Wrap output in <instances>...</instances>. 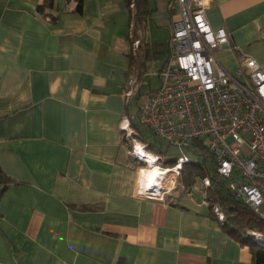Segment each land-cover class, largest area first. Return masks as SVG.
Listing matches in <instances>:
<instances>
[{"label":"crops","instance_id":"1","mask_svg":"<svg viewBox=\"0 0 264 264\" xmlns=\"http://www.w3.org/2000/svg\"><path fill=\"white\" fill-rule=\"evenodd\" d=\"M42 1L0 0V169L19 182L0 193V264H255L205 203L137 195L124 0H81L80 13L55 0L53 23ZM147 1L146 35L169 39L175 0ZM206 18L228 34L229 71L245 56L264 71V0H212Z\"/></svg>","mask_w":264,"mask_h":264},{"label":"built area","instance_id":"2","mask_svg":"<svg viewBox=\"0 0 264 264\" xmlns=\"http://www.w3.org/2000/svg\"><path fill=\"white\" fill-rule=\"evenodd\" d=\"M211 1H174L176 19L168 56L157 71L159 85L140 97L136 116L154 137L180 154L169 168L160 166L162 158L155 155L161 169L174 172L169 177L172 190L181 166L192 159L185 152L201 141L214 156L217 171L228 178L234 196L264 222V71L247 56L233 71L222 64L219 54L228 34L209 25L206 10ZM131 141L132 156L148 166L135 150V139ZM139 144L147 155V144ZM1 188L0 184V193ZM137 195L160 198L157 191L144 192L139 186ZM214 211L222 221L216 207ZM251 235L264 246L260 234Z\"/></svg>","mask_w":264,"mask_h":264},{"label":"trees","instance_id":"3","mask_svg":"<svg viewBox=\"0 0 264 264\" xmlns=\"http://www.w3.org/2000/svg\"><path fill=\"white\" fill-rule=\"evenodd\" d=\"M65 1L67 3L74 2V11L81 12V0ZM124 2L129 13V42L131 44L129 65L126 70V83L128 89L130 87L129 82L132 81L135 89V102L137 103L143 94L142 89L147 86L143 79L147 71L146 64L148 62L162 64L168 56L169 39L149 40L147 38L146 22L151 13L147 0H124ZM36 12L45 17L50 23L55 22L57 18L55 0H43L37 5ZM134 42L138 43L135 48H132ZM131 125L137 128L133 121H131ZM131 136L138 142L146 143L147 148L156 150L160 154H164L168 150L169 145L167 143H165L164 148L154 147L145 142V138L139 132L131 134L130 138ZM147 152L158 155L154 152ZM188 154L192 159L189 163L183 164L179 170V177L176 180V196L173 197L171 203L178 205V199L191 196L193 189L196 185H199L202 199L207 208V215L210 219L215 221L224 233L241 245L248 247L255 264H264V246L257 244L254 241V235H251L252 233L260 234L264 240V222L246 204L234 196L229 188L228 178L217 171L214 156L201 141H194ZM175 162L176 158L163 160L164 167L168 168L172 167ZM204 180L208 181V185L204 184ZM0 184L2 185V192L5 188L19 184V182L6 176L0 169ZM215 207L222 215V221L218 219L214 211Z\"/></svg>","mask_w":264,"mask_h":264},{"label":"rangeland","instance_id":"4","mask_svg":"<svg viewBox=\"0 0 264 264\" xmlns=\"http://www.w3.org/2000/svg\"><path fill=\"white\" fill-rule=\"evenodd\" d=\"M152 35V34H151ZM147 37L148 39H151L149 34H147ZM154 37V36H153ZM157 69H158V64L157 63H149L147 65V72L145 74V83L147 84V86H145L143 89H142V93H145V91L147 89H155L158 87L159 85V78L157 76ZM130 87L133 86L132 83L130 82L129 83ZM134 87V86H133ZM140 101L137 103V106L139 105ZM130 108H134L133 105L131 104L130 105ZM136 119L134 120L135 121V124H136V127H137V131L139 133H141L143 135V137L145 138V142L147 143H150L152 146L154 147H163L165 146V142L164 140H162L161 138H158V137H154L151 132L148 130L147 127H145L144 125L140 124L138 119H137V116H135ZM146 151H149V152H154L158 155H161L162 157V161L159 162L160 166L164 167V164H163V160L164 159H167V158H176L177 156H179L180 154H178L177 152H168L166 151L164 154H160L158 151L156 150H153V149H149V148H146ZM187 155H188V152H185ZM190 156V155H189ZM157 166L160 168L159 164L156 162ZM139 165L141 166H145V164L143 163H139ZM143 168H146L143 167ZM171 174H174L173 171L169 170L168 174L165 175V179H170V175ZM171 180V179H170ZM172 181V180H171ZM176 186H177V182H176ZM176 189V188H175ZM188 198V197H187ZM189 198H194L202 203H204L203 199H202V194H201V191L199 189V185H196V187L193 189V193L191 196H189Z\"/></svg>","mask_w":264,"mask_h":264},{"label":"bare ground","instance_id":"5","mask_svg":"<svg viewBox=\"0 0 264 264\" xmlns=\"http://www.w3.org/2000/svg\"><path fill=\"white\" fill-rule=\"evenodd\" d=\"M136 152L143 158L146 159V166L145 169L141 170L140 172V182H139V189L145 191H157L161 192V190L171 191L174 187L173 181L170 179H165V175L168 174L169 170H163L159 168L156 164L157 158L154 154H148L144 152L142 147L139 144H135Z\"/></svg>","mask_w":264,"mask_h":264}]
</instances>
